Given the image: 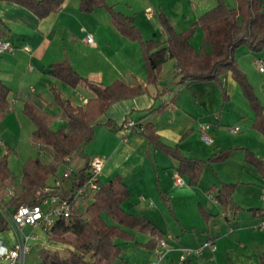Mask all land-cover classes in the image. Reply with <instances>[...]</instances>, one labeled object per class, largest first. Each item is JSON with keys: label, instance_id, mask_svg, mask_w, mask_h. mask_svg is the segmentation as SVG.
Segmentation results:
<instances>
[{"label": "crops", "instance_id": "1", "mask_svg": "<svg viewBox=\"0 0 264 264\" xmlns=\"http://www.w3.org/2000/svg\"><path fill=\"white\" fill-rule=\"evenodd\" d=\"M221 1L230 9L237 7L236 0ZM105 2L131 17L144 40L152 38L160 42L165 41V35L157 21L158 14H163L173 29L181 33L217 4V0ZM79 3L80 0H64L57 12L38 19L27 9L0 0V42L12 49L0 51V81L9 89L12 110L22 111L23 104L30 102L61 120L59 108L53 113L57 107L53 90L73 106L84 107L86 100L94 96L91 91L78 86L67 93L63 86L66 84L49 75L50 66L63 61L90 82L109 86L120 81L130 87L146 88L135 97L111 104L94 124L93 138L84 154L88 159L96 157L103 161L99 183L106 185L120 179L129 191L123 210L131 216L147 218L162 232L166 249L160 264H178L181 250L199 248L207 240L213 242L214 251L204 249L200 256L189 258L190 264L264 262V231L255 227L264 219V179L254 165L245 161L246 153L250 152L264 165V136L256 129L255 114L238 84L229 72L221 77L222 91L213 81L180 84L179 77L174 75L175 61L169 60L161 68L157 85H148L139 43L124 38L113 27L106 9L83 13ZM148 8L151 17L145 14ZM87 35L92 36L93 43H86ZM189 43L196 51L202 48L203 32L199 27ZM205 49L210 52L207 44ZM235 60L263 107L264 122V73L256 66L258 60L264 61V49L255 54L242 46L236 50ZM126 119L140 125L151 124L158 141L166 147H177L186 159L207 161L224 150H230V155L224 161L206 163L196 185L190 186L187 178L182 177L185 184L177 187L173 175L178 162L149 144L140 131L123 129ZM56 125L55 121L51 128ZM202 125L209 126L208 133L213 139L210 144L200 139ZM235 126L239 131L232 134L229 129ZM56 177L52 179L55 181ZM224 185H234L231 195L234 215L228 211V219L215 199ZM63 187L69 189L70 180L64 181ZM212 188L215 191L210 192ZM90 202L89 198L77 207L84 206L81 209L84 210ZM102 217L107 225H114L105 215ZM124 230L133 234L135 240L116 241L123 257L114 264L155 261L154 251L137 245L146 244L151 237ZM24 232L34 235L31 249L37 246V241L48 248L42 230L26 227ZM0 240L10 247L14 238L7 230L0 233ZM31 249L24 264H41L39 259H31Z\"/></svg>", "mask_w": 264, "mask_h": 264}, {"label": "trees", "instance_id": "2", "mask_svg": "<svg viewBox=\"0 0 264 264\" xmlns=\"http://www.w3.org/2000/svg\"><path fill=\"white\" fill-rule=\"evenodd\" d=\"M30 11L38 19L57 12L64 0H6ZM235 9L228 8L223 1L217 0L216 6L197 18L186 31L177 33L163 14L157 15V21L165 35V41L143 40L141 32L135 27L133 19L117 12L106 4L105 0H80L79 10L91 13L97 8H104L110 15L113 27L129 41L140 45V52L147 73V84L155 86L158 83L162 66L169 60L175 61L174 75L179 77V83L215 82L222 91L221 77L229 72L238 84L245 99L256 117L255 127L264 136L262 120L263 107L249 83L246 75L238 68L235 60L236 50L245 46L250 52L258 54L264 49V8L263 0H236ZM203 32V46L200 51L192 48L189 40L196 28ZM206 44L210 52L205 49ZM49 75L63 82L72 89L83 86L93 93L86 100L84 107L73 106L68 100L53 90L54 103L60 110V119L65 127L53 130L51 126L57 120L56 116L39 110L30 102L23 104V115L34 125L30 141L39 150H46L51 159L43 163L40 159H29L22 166V176L15 196L6 202L7 208L13 212L20 205H38L50 194H59L62 198L72 201V193L81 189L88 176L86 174L89 159L84 154L85 147L91 142L96 120L113 103L135 97L146 88L130 87L120 81L109 86L90 82L80 77L67 61L52 64ZM9 89L0 81V118L12 111L9 103ZM174 98H171L173 101ZM164 107L157 109L162 110ZM147 142L160 149L168 157L178 162L177 174L186 177L190 186L196 185L206 163H217L226 160L230 150L213 154L207 161L186 159L177 147L171 148L158 141L151 124L137 125L131 131H139ZM6 153L0 157V188L13 183V175L8 167ZM69 158L75 163L73 176L70 178L71 190L61 186L54 188L48 181L56 177L58 167ZM245 161L254 165L264 178V165L260 159L247 152ZM58 178V177H56ZM55 178V179H56ZM100 184V183H99ZM51 188L50 194L44 190ZM234 185L222 186L215 197L221 206L223 214L228 219V211L234 215L231 195ZM210 192L215 189H210ZM129 199V191L116 178L106 185H101L93 195L91 202L84 210L72 204L71 216L66 220H57L47 231V240L61 244L66 248L63 257L57 250L42 248L38 251L41 264H114L121 262L123 252L117 240L134 242V235L124 229L147 234L151 238L146 244H137L148 251H155L160 232L147 218L131 216L122 205ZM204 215V213L202 212ZM102 215L110 219L114 225H107ZM8 230L6 219L0 214V233ZM182 264H190L189 260ZM261 264H264L261 261Z\"/></svg>", "mask_w": 264, "mask_h": 264}, {"label": "built area", "instance_id": "3", "mask_svg": "<svg viewBox=\"0 0 264 264\" xmlns=\"http://www.w3.org/2000/svg\"><path fill=\"white\" fill-rule=\"evenodd\" d=\"M147 17H151L152 11L150 8L145 10ZM87 44L93 43L91 35L85 37ZM26 49V48H25ZM11 47L5 42H0V51H11ZM257 70L260 73H264V61L258 60L256 62ZM139 125L137 122L126 119L123 122V129L127 132L131 131L132 128ZM141 127L140 130L141 131ZM209 126L202 125L200 128V139L210 144L213 142L212 137L208 133ZM232 134H236L239 131L237 126L229 129ZM3 141L0 139V145ZM40 155H42L41 150ZM63 166V172L61 176L55 179L54 188L61 186V180H70L73 176L74 168L73 163L69 158H65L64 162L61 164ZM103 167V161L99 158H91L88 162L87 176L88 179L85 185L79 189L73 191L72 201L66 198H62L59 194H50L52 189L46 188L44 192L50 194L48 197L44 198L38 205H20L13 212H11L7 206L6 202L15 196L16 187L13 184L7 185L5 188H0V214L6 219L8 224V231L12 233L14 238L13 244L7 247L0 240V264H24L25 256L30 252L31 241L34 240V235L25 233L24 229L26 227L39 228L43 232H47L57 220H66L71 216L72 204L76 205L86 201L87 199H92L93 195L98 192L100 188L99 176L101 174ZM264 179V178H263ZM173 183L175 186L180 187L185 184L183 178L177 174L173 175ZM64 188V187H63ZM66 191L69 189L64 188ZM264 200V193H263ZM256 229L264 231V219L259 220L256 224ZM209 249L211 252L214 251V244L211 240L204 242L199 248L190 249L184 248L181 250L180 256L178 258V264H182L189 260L190 257H198L202 254L204 249ZM166 249V241L164 238L159 239L157 243L156 250L154 251L155 261L149 264H160L163 258V251Z\"/></svg>", "mask_w": 264, "mask_h": 264}, {"label": "rangeland", "instance_id": "4", "mask_svg": "<svg viewBox=\"0 0 264 264\" xmlns=\"http://www.w3.org/2000/svg\"><path fill=\"white\" fill-rule=\"evenodd\" d=\"M148 40L154 39L151 38ZM63 86L67 90V93L70 92L71 88L66 85ZM12 108L13 107H11V109ZM56 112H58V107H55L53 111V113ZM56 122L57 125L54 126L53 129L59 130L65 127V122L63 120H56ZM33 131L34 125L23 115L22 111L16 110L15 108L14 111L12 110L11 112L5 114L4 117L0 118V139L3 141V143L0 145V155H2L4 151H7L8 148V151L10 153L7 156V163L13 175V184L15 187H19L20 185L22 166L26 161H28L29 159L38 158L42 162L46 163L51 159L50 154H48L46 150H41L42 155H40L39 148L31 143L30 137ZM62 172L63 166L60 165L58 167L56 175L61 176ZM53 183L54 180L51 178L48 181V184L52 185ZM80 208L83 209L84 206H80ZM42 234L44 236L43 241L45 240L46 247H48L46 249L57 250L63 257L67 255L65 249L68 247L61 244H54L53 242L47 240L46 233L43 232ZM40 242L41 241H37V246L34 248L32 247L31 249V259L34 261L39 259L38 251L44 248L43 246L39 245ZM150 259L154 260V257H151Z\"/></svg>", "mask_w": 264, "mask_h": 264}]
</instances>
